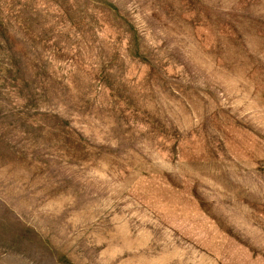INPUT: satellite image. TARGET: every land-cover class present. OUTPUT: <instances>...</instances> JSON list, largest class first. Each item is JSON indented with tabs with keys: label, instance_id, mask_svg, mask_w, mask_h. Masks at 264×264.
<instances>
[{
	"label": "rangeland",
	"instance_id": "obj_1",
	"mask_svg": "<svg viewBox=\"0 0 264 264\" xmlns=\"http://www.w3.org/2000/svg\"><path fill=\"white\" fill-rule=\"evenodd\" d=\"M0 264H264V0H0Z\"/></svg>",
	"mask_w": 264,
	"mask_h": 264
}]
</instances>
